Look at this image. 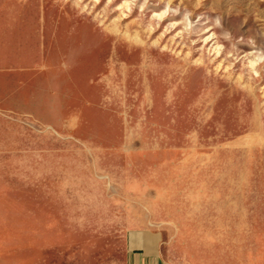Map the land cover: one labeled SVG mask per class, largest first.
<instances>
[{"label":"rangeland","instance_id":"obj_1","mask_svg":"<svg viewBox=\"0 0 264 264\" xmlns=\"http://www.w3.org/2000/svg\"><path fill=\"white\" fill-rule=\"evenodd\" d=\"M0 264H264V0H0Z\"/></svg>","mask_w":264,"mask_h":264},{"label":"crops","instance_id":"obj_2","mask_svg":"<svg viewBox=\"0 0 264 264\" xmlns=\"http://www.w3.org/2000/svg\"><path fill=\"white\" fill-rule=\"evenodd\" d=\"M3 175L0 169V176ZM7 181L0 178V187L8 184ZM163 243L161 233L154 229L129 230L125 236L127 264H168Z\"/></svg>","mask_w":264,"mask_h":264}]
</instances>
